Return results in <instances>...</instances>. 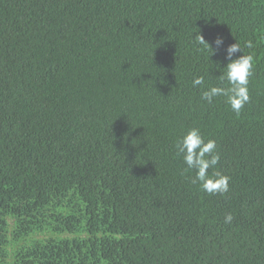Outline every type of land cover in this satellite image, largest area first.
<instances>
[{
    "label": "trees",
    "instance_id": "16d2710c",
    "mask_svg": "<svg viewBox=\"0 0 264 264\" xmlns=\"http://www.w3.org/2000/svg\"><path fill=\"white\" fill-rule=\"evenodd\" d=\"M197 31L254 58L238 115L192 86L220 75ZM193 127L224 195L184 171ZM0 264H264V0H0Z\"/></svg>",
    "mask_w": 264,
    "mask_h": 264
},
{
    "label": "clouds",
    "instance_id": "9594fccd",
    "mask_svg": "<svg viewBox=\"0 0 264 264\" xmlns=\"http://www.w3.org/2000/svg\"><path fill=\"white\" fill-rule=\"evenodd\" d=\"M194 43L207 51L208 60L216 51V48H213L198 31L194 35ZM214 43L219 48L223 44L222 37H217ZM244 47L250 48L251 42H245ZM225 53L227 63L223 67L219 62L213 64L209 60L208 75L212 67L220 72V75L215 76L217 83L207 84L204 75L195 76L191 83L193 87L201 88L203 102L212 104L215 98L224 97L231 110L238 115L250 101L249 82L253 74L254 58L251 54L244 53L240 42L236 39L234 43L227 45ZM237 53L240 54L233 58ZM175 148L186 165L184 171L194 172L191 179L193 184L199 183L210 195H224L229 191L230 177L216 169L220 162V154L215 140H206L201 131L193 127L178 138ZM232 220L233 215L226 213L224 222L230 224Z\"/></svg>",
    "mask_w": 264,
    "mask_h": 264
}]
</instances>
